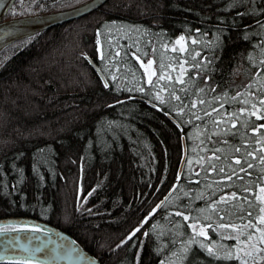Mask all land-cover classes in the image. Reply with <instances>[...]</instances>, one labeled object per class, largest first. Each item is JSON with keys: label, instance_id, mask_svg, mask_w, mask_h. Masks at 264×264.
<instances>
[{"label": "trees", "instance_id": "1", "mask_svg": "<svg viewBox=\"0 0 264 264\" xmlns=\"http://www.w3.org/2000/svg\"><path fill=\"white\" fill-rule=\"evenodd\" d=\"M87 1L16 0L6 19ZM262 101L264 0H107L0 52V218L102 264H242L256 230L264 254Z\"/></svg>", "mask_w": 264, "mask_h": 264}, {"label": "water", "instance_id": "2", "mask_svg": "<svg viewBox=\"0 0 264 264\" xmlns=\"http://www.w3.org/2000/svg\"><path fill=\"white\" fill-rule=\"evenodd\" d=\"M15 1L0 0V52L14 42L81 18L97 10L107 0H88L61 11L6 19ZM90 64L100 75L93 61ZM168 118L175 123L170 116ZM8 263L102 264L65 231L29 217L0 218V264Z\"/></svg>", "mask_w": 264, "mask_h": 264}, {"label": "rangeland", "instance_id": "3", "mask_svg": "<svg viewBox=\"0 0 264 264\" xmlns=\"http://www.w3.org/2000/svg\"><path fill=\"white\" fill-rule=\"evenodd\" d=\"M182 42H183V39H179L176 45L182 46ZM140 65H141V68L143 70V73H144V76L147 82H149L155 76V66H154L153 60L148 59L147 61H140ZM258 200L260 204H259L256 220L258 223L260 224L262 223V227L261 225H259V227L257 228H260L261 230L264 231V222H262L261 220V218L264 217V211H261V209H264V194H262L261 191H259ZM196 232L203 237H205L207 234L206 228L204 227H198L196 229ZM258 232L256 230V234L249 236V239L243 242L237 243V245L239 244L237 249L239 250L243 258L242 264H263L258 261L260 258L264 257V254L255 251V248H256L255 241L257 238L261 237V236H258ZM262 247H264V244H262Z\"/></svg>", "mask_w": 264, "mask_h": 264}, {"label": "snow or ice", "instance_id": "4", "mask_svg": "<svg viewBox=\"0 0 264 264\" xmlns=\"http://www.w3.org/2000/svg\"><path fill=\"white\" fill-rule=\"evenodd\" d=\"M262 103H264V101H262ZM237 163H239V161H237ZM262 192H264V188L261 189ZM235 195V194H233ZM261 211H264V209H261ZM262 222H264V217L261 218Z\"/></svg>", "mask_w": 264, "mask_h": 264}]
</instances>
